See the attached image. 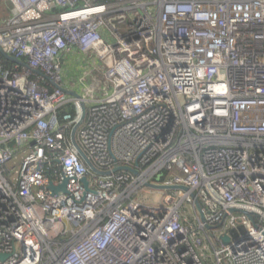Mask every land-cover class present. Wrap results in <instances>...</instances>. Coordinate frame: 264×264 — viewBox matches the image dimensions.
<instances>
[{
	"label": "built area",
	"instance_id": "built-area-1",
	"mask_svg": "<svg viewBox=\"0 0 264 264\" xmlns=\"http://www.w3.org/2000/svg\"><path fill=\"white\" fill-rule=\"evenodd\" d=\"M10 3L0 264H264V0Z\"/></svg>",
	"mask_w": 264,
	"mask_h": 264
},
{
	"label": "water",
	"instance_id": "water-1",
	"mask_svg": "<svg viewBox=\"0 0 264 264\" xmlns=\"http://www.w3.org/2000/svg\"><path fill=\"white\" fill-rule=\"evenodd\" d=\"M3 55H4L5 58H7L9 60H12L14 62H17V63L22 64V61L20 59L14 58V57H12V56H10L8 54H5V53H3ZM67 92L70 95L74 96V97H77V98L80 97V95L77 92H75V91H67ZM82 108H83V111L85 113V106H84V104H82ZM75 131H76V128L73 131V138L75 136ZM73 141H74V145L78 149L80 155L82 156V158L84 159V161L87 163V165L89 166V168L92 171H94L96 173H99L101 175H107V174L110 173V172H103V171L98 170L95 167V165L93 164V162L88 158V156L86 155V153L78 145V143L76 142V140L73 139ZM115 170L116 171L117 170H126V171H129V172H131V173H133L135 175H138L139 174V172L137 170H135L133 168H130V167H127V166L117 167ZM68 182H69V180L67 178H65L63 184H61L59 186H56V185H54L53 182H51L50 185H49V187H50V189H51V191H52L53 194H59L61 192L68 193V189H67ZM84 182L86 183V185L88 184V180L86 178L84 179ZM145 185L147 187H149V188H152L154 190H159V191H164V190H182V191H185V192L189 193V195L192 197V199L194 201L195 207L197 208V210H198V212L200 214L201 220L203 222H206V218H205L204 211H203V206H202L201 202L199 201L196 192L194 190H192L189 186H186V185H177V184H174V185H157V184H152V183H149V182H147ZM205 227L208 230H212V229L215 228L214 226H212V225H210L208 223L205 224ZM220 239H221L222 243L225 244V245H229L232 242V239H231V237L228 234L221 235ZM0 258L5 259L6 257L1 255Z\"/></svg>",
	"mask_w": 264,
	"mask_h": 264
},
{
	"label": "rangeland",
	"instance_id": "rangeland-1",
	"mask_svg": "<svg viewBox=\"0 0 264 264\" xmlns=\"http://www.w3.org/2000/svg\"><path fill=\"white\" fill-rule=\"evenodd\" d=\"M11 7H12V5L10 3V0H1L0 1V25H2L3 21L7 17H9V15L11 14ZM81 64H83V61L79 57H77V58H72V59L68 60L67 66L69 68H71V70H73L74 68L75 69L80 68L79 66ZM83 67H84L83 69L88 68V64H86V63L83 64ZM74 76L79 78L81 75H74ZM79 92L82 94H85L84 91L79 90ZM150 192L153 194L152 190ZM156 194H159V193H156ZM153 196H155L156 198L159 197V195H155V194ZM148 197H150V195ZM151 201H154L153 197L151 198Z\"/></svg>",
	"mask_w": 264,
	"mask_h": 264
}]
</instances>
